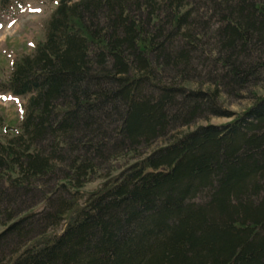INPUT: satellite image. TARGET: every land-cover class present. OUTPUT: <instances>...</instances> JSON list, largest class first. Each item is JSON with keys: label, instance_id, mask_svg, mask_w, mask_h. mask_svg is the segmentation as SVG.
Instances as JSON below:
<instances>
[{"label": "trees", "instance_id": "obj_1", "mask_svg": "<svg viewBox=\"0 0 264 264\" xmlns=\"http://www.w3.org/2000/svg\"><path fill=\"white\" fill-rule=\"evenodd\" d=\"M1 86L0 264H264V0H57Z\"/></svg>", "mask_w": 264, "mask_h": 264}, {"label": "rangeland", "instance_id": "obj_2", "mask_svg": "<svg viewBox=\"0 0 264 264\" xmlns=\"http://www.w3.org/2000/svg\"><path fill=\"white\" fill-rule=\"evenodd\" d=\"M56 1L24 0L22 4L10 7L0 16V117L3 121V127L0 128V140L5 141L18 131L27 100L26 97L2 91L1 83L7 80L13 62L23 55L32 53L35 45L44 39L45 27ZM254 92L257 97L264 95V86L257 88ZM255 97L247 95L245 98H233L223 94L220 102L224 109L233 113L231 117L211 116L207 120H199L188 127H182L166 137L157 139L150 147L143 149L141 157L165 145L174 136L192 130L198 125L227 123L234 115L242 113L252 105L256 100ZM139 159V156H135L133 159L126 160V163L131 164ZM117 173L118 170L113 171L114 175ZM99 177L87 182L81 190L82 193L88 194L99 189L105 181Z\"/></svg>", "mask_w": 264, "mask_h": 264}]
</instances>
